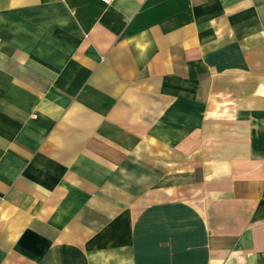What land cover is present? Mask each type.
Returning <instances> with one entry per match:
<instances>
[{"label": "crops", "instance_id": "crops-1", "mask_svg": "<svg viewBox=\"0 0 264 264\" xmlns=\"http://www.w3.org/2000/svg\"><path fill=\"white\" fill-rule=\"evenodd\" d=\"M0 264H264V0H0Z\"/></svg>", "mask_w": 264, "mask_h": 264}, {"label": "built area", "instance_id": "built-area-1", "mask_svg": "<svg viewBox=\"0 0 264 264\" xmlns=\"http://www.w3.org/2000/svg\"><path fill=\"white\" fill-rule=\"evenodd\" d=\"M110 0H99V2L103 3V4H106L108 3Z\"/></svg>", "mask_w": 264, "mask_h": 264}]
</instances>
